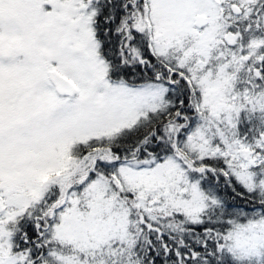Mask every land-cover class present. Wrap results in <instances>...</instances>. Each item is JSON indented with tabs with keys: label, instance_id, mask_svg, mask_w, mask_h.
Returning <instances> with one entry per match:
<instances>
[{
	"label": "snow or ice",
	"instance_id": "1",
	"mask_svg": "<svg viewBox=\"0 0 264 264\" xmlns=\"http://www.w3.org/2000/svg\"><path fill=\"white\" fill-rule=\"evenodd\" d=\"M0 264H264V0H0Z\"/></svg>",
	"mask_w": 264,
	"mask_h": 264
}]
</instances>
